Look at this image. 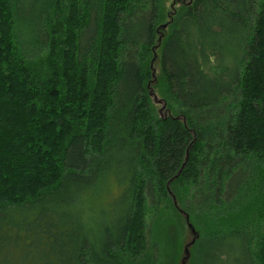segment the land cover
Masks as SVG:
<instances>
[{"label": "trees", "instance_id": "obj_1", "mask_svg": "<svg viewBox=\"0 0 264 264\" xmlns=\"http://www.w3.org/2000/svg\"><path fill=\"white\" fill-rule=\"evenodd\" d=\"M163 18L0 0V264H264V0Z\"/></svg>", "mask_w": 264, "mask_h": 264}, {"label": "rangeland", "instance_id": "obj_2", "mask_svg": "<svg viewBox=\"0 0 264 264\" xmlns=\"http://www.w3.org/2000/svg\"><path fill=\"white\" fill-rule=\"evenodd\" d=\"M190 0H161V10L163 13L164 18L162 19V22L167 21L169 17L174 13V11L184 3L189 2ZM160 29L165 28V24H163ZM156 71V70H155ZM159 96L156 94V92L151 89L150 90V100L152 102V105L154 106L155 110L157 111L158 115H165L163 102L159 100ZM186 228L181 229L179 232V238H180V254H179V260L177 261V264H197L196 261L193 259L192 253L190 252V245L193 242V232H191L190 228L186 225Z\"/></svg>", "mask_w": 264, "mask_h": 264}, {"label": "water", "instance_id": "obj_3", "mask_svg": "<svg viewBox=\"0 0 264 264\" xmlns=\"http://www.w3.org/2000/svg\"><path fill=\"white\" fill-rule=\"evenodd\" d=\"M187 226L190 228V226H189V225H187ZM190 230H191V232H193L191 228H190Z\"/></svg>", "mask_w": 264, "mask_h": 264}]
</instances>
